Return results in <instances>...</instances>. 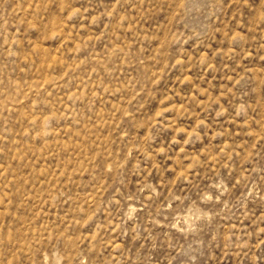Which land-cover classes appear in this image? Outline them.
<instances>
[{"label": "rangeland", "instance_id": "374dc122", "mask_svg": "<svg viewBox=\"0 0 264 264\" xmlns=\"http://www.w3.org/2000/svg\"><path fill=\"white\" fill-rule=\"evenodd\" d=\"M0 264H264V0H0Z\"/></svg>", "mask_w": 264, "mask_h": 264}]
</instances>
